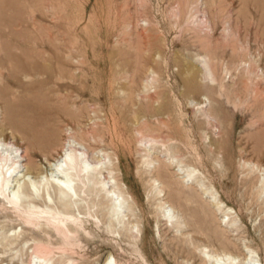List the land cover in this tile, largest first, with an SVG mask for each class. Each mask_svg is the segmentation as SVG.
Instances as JSON below:
<instances>
[{
  "label": "rangeland",
  "instance_id": "374dc122",
  "mask_svg": "<svg viewBox=\"0 0 264 264\" xmlns=\"http://www.w3.org/2000/svg\"><path fill=\"white\" fill-rule=\"evenodd\" d=\"M68 140L109 197L65 237L1 196L0 264H264V0H0V145Z\"/></svg>",
  "mask_w": 264,
  "mask_h": 264
},
{
  "label": "bare ground",
  "instance_id": "6f19581e",
  "mask_svg": "<svg viewBox=\"0 0 264 264\" xmlns=\"http://www.w3.org/2000/svg\"><path fill=\"white\" fill-rule=\"evenodd\" d=\"M76 141L65 142L61 153L49 160L45 167L39 168L34 181L26 178L27 170L24 171L26 167L22 163L26 159L24 151L21 150L18 155L10 156L14 152L13 145L12 148L8 142L6 145H0V198L7 196L14 205L22 207V210L25 211L24 219L28 223L37 221L51 225L65 237L74 234L77 231L78 223L79 225L81 223V219L74 210V205L86 199V195L90 193H94V199L100 193L104 198H107L109 197L108 192L113 186L110 185L106 188L104 184V182H109L106 174L109 168L100 163L102 160L100 154L91 152L83 143ZM23 171L24 173H21ZM101 176L104 177L101 178ZM10 182L13 183L12 192L7 190L11 185ZM23 184L27 187L28 194L23 192ZM119 189V187L118 189L114 188L113 191L117 192ZM34 206L36 208H33ZM113 210L112 216L115 215L116 222L120 223L119 207H115ZM201 255L208 264H236L232 258H219L204 250L201 251ZM250 258L251 255L249 257V252H247L241 264H251L252 259ZM44 259L46 260L45 264H48L49 258Z\"/></svg>",
  "mask_w": 264,
  "mask_h": 264
}]
</instances>
